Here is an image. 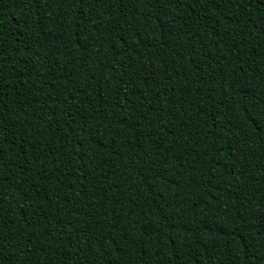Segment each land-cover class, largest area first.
<instances>
[{
    "label": "trees",
    "instance_id": "16d2710c",
    "mask_svg": "<svg viewBox=\"0 0 264 264\" xmlns=\"http://www.w3.org/2000/svg\"><path fill=\"white\" fill-rule=\"evenodd\" d=\"M0 264H264V0H0Z\"/></svg>",
    "mask_w": 264,
    "mask_h": 264
}]
</instances>
